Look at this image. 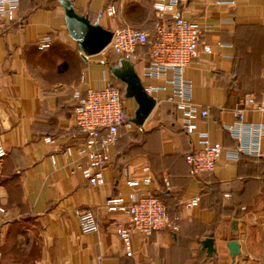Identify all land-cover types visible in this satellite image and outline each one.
<instances>
[{
	"label": "crops",
	"instance_id": "1",
	"mask_svg": "<svg viewBox=\"0 0 264 264\" xmlns=\"http://www.w3.org/2000/svg\"><path fill=\"white\" fill-rule=\"evenodd\" d=\"M73 1L79 13L105 28L114 23L105 9L114 5L126 25L151 35L156 31L154 0ZM179 14L203 29L199 57L185 72L194 101L210 111L198 121L199 130L208 131L225 151L234 150L237 142L224 125L235 121L234 108L246 92L259 97L264 92V0H188ZM47 35L58 45L38 50V41ZM146 52H139L135 64L139 75ZM114 55L119 63L122 56L112 49L92 56L78 50L61 0H22L17 23L0 35V131L9 151L0 159V264H264V158L232 159L224 153L215 171L192 176L186 155L199 148V137L182 128L180 113L166 100L170 88L155 94L157 106L144 131L135 135L120 129L121 140L109 151L106 185L93 186L71 173L81 159L78 151L74 147L67 156L56 149L77 141L74 93L107 82L124 91L126 85L110 71ZM126 101L137 108L134 99ZM247 120L264 123V113L248 112ZM48 136L53 143L45 142ZM144 165L153 173V193L178 228L165 227L149 237L135 234L128 256L115 230L117 221L128 218L110 212L107 201L126 196L128 171L141 174ZM195 197L197 206H183ZM81 209L96 213L98 231L81 232L76 214ZM209 237L212 252L202 245ZM233 240L240 244L235 258L229 248Z\"/></svg>",
	"mask_w": 264,
	"mask_h": 264
},
{
	"label": "built area",
	"instance_id": "2",
	"mask_svg": "<svg viewBox=\"0 0 264 264\" xmlns=\"http://www.w3.org/2000/svg\"><path fill=\"white\" fill-rule=\"evenodd\" d=\"M188 0H154L153 8L158 18L153 35L132 25L116 26L112 29L113 37L107 49L130 59L137 64L140 51L145 50L147 63L141 76L148 94L155 97L160 91L170 92L166 98L181 115L182 128L189 135L197 134L199 148L186 155L190 174L197 176L202 172H213L218 161L225 153L229 158L240 159L242 155L253 158H264V123L247 120L248 112L264 113V92H246L238 106L234 108L235 121L224 125L236 140L234 150L225 151L221 144L210 140L209 132L199 130L198 121L209 117L208 107L202 106L193 99V84L185 72L186 68L199 57V46L202 43L203 29L198 22L179 14V8ZM218 4H235L236 0H215ZM22 0H0V35L18 18ZM109 16L116 17L114 5L106 7ZM172 17L173 21L168 22ZM51 37L45 36L38 41L41 49L50 47ZM204 50L212 52L210 45ZM145 79L164 80L163 84L145 83ZM86 82V72L81 75ZM74 97L77 105L74 108L75 130L77 141L74 146H67L56 151L71 156L73 149L78 151L80 160L71 167L72 174H81L93 186L106 185L105 169L110 160V148L121 140L120 129L131 133L134 130L144 131V126L131 121L124 91L111 82L103 87L89 88L86 92L76 89ZM156 98V97H155ZM157 100V99H156ZM45 142L53 143L52 137H45ZM0 131V159L8 154ZM57 162L56 153L52 155ZM130 187L129 193L110 196L107 209L127 216L128 220L115 223V230L123 242L126 254L133 255L132 239L135 234L149 237L153 232L171 227L178 228L177 221L170 218L163 200L153 193L151 184L153 173L149 165L142 166L141 174L128 171L125 177ZM199 204V198L183 201L185 208ZM1 211L4 209L0 208ZM81 232L88 234L99 230L96 213L89 209L76 212Z\"/></svg>",
	"mask_w": 264,
	"mask_h": 264
},
{
	"label": "water",
	"instance_id": "3",
	"mask_svg": "<svg viewBox=\"0 0 264 264\" xmlns=\"http://www.w3.org/2000/svg\"><path fill=\"white\" fill-rule=\"evenodd\" d=\"M61 3L65 11L69 34L80 50L85 55L92 56L107 49L113 37L112 29L102 26L100 20L92 22L87 15L79 13L71 0H61ZM110 71L126 85L124 97L134 99L137 103L131 121L139 126L144 125L156 108L157 100L146 92L135 63L122 57L118 64L110 67ZM202 245L212 252L214 250V239L212 237L206 238ZM229 248L234 258L240 252V244L236 240L229 243Z\"/></svg>",
	"mask_w": 264,
	"mask_h": 264
},
{
	"label": "rangeland",
	"instance_id": "4",
	"mask_svg": "<svg viewBox=\"0 0 264 264\" xmlns=\"http://www.w3.org/2000/svg\"><path fill=\"white\" fill-rule=\"evenodd\" d=\"M113 21L114 23L112 24V29L116 26H122V25H126V20L125 19H119L118 17H113ZM129 25V24H128ZM131 25V24H130ZM116 55L112 56V64H117L118 62L116 61ZM127 106H128V111L130 113V115H134V112H135V109H134V106H131L127 103ZM145 130V129H144ZM137 133H140L138 132V130L134 131V132H131V134H137ZM143 133V132H142Z\"/></svg>",
	"mask_w": 264,
	"mask_h": 264
},
{
	"label": "trees",
	"instance_id": "5",
	"mask_svg": "<svg viewBox=\"0 0 264 264\" xmlns=\"http://www.w3.org/2000/svg\"><path fill=\"white\" fill-rule=\"evenodd\" d=\"M72 2H74L73 0H71ZM17 21H18V18H17V20L16 21H14L7 29H6V31L7 30H9V29H11L12 28V26L14 25V24H16L17 23ZM51 37V45H50V47H48V48H45V49H41L39 46H38V43H37V49L38 50H40V51H50L51 49H53V47L55 46V45H58V44H56V43H54V41H53V38H52V36H50ZM60 46V45H59ZM61 47V46H60ZM78 50H80V48H79V46H78ZM145 50L147 51V48H145ZM185 131V130H184ZM186 132V131H185Z\"/></svg>",
	"mask_w": 264,
	"mask_h": 264
}]
</instances>
